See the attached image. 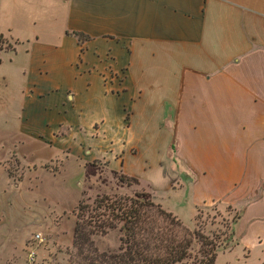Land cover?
<instances>
[{
	"label": "crops",
	"instance_id": "0c3cea01",
	"mask_svg": "<svg viewBox=\"0 0 264 264\" xmlns=\"http://www.w3.org/2000/svg\"><path fill=\"white\" fill-rule=\"evenodd\" d=\"M0 37L1 177L28 151L174 190L181 165L186 204L238 215L215 263L264 258V0H0Z\"/></svg>",
	"mask_w": 264,
	"mask_h": 264
},
{
	"label": "rangeland",
	"instance_id": "374dc122",
	"mask_svg": "<svg viewBox=\"0 0 264 264\" xmlns=\"http://www.w3.org/2000/svg\"><path fill=\"white\" fill-rule=\"evenodd\" d=\"M10 46L0 37V48ZM25 153L21 166L12 160L8 162L11 180L0 176V264H76L78 258L72 247L73 211L82 197L91 204L99 194L132 197L134 192L151 196L154 193L155 203L176 216L190 232L199 230L207 236L214 249H225L234 243L231 223L237 213L219 204L203 205L199 211L186 204L191 196L206 191L207 186L196 182L188 171L189 177H186L181 165L170 168L181 177V187L173 190L168 188L169 181L157 168L154 177L140 174V184L126 185L118 181V174H110L95 163L85 169L65 161L62 166H41L37 160H30V152ZM119 238L120 232L116 229L105 236H94L93 240L99 252H115L120 245ZM31 249L36 253L33 263L28 261ZM189 252L196 263L202 260L201 245L195 238ZM262 257L260 253L253 254L247 264H261L259 259L264 263ZM234 260V254L219 257L221 263H234Z\"/></svg>",
	"mask_w": 264,
	"mask_h": 264
},
{
	"label": "trees",
	"instance_id": "16d2710c",
	"mask_svg": "<svg viewBox=\"0 0 264 264\" xmlns=\"http://www.w3.org/2000/svg\"><path fill=\"white\" fill-rule=\"evenodd\" d=\"M73 35L80 41L87 38L79 32ZM117 178L121 184L139 183L123 174ZM73 216L76 264H216L218 247L214 249L199 230L190 232L146 192H134L132 197L99 194L91 204L82 197ZM116 229L120 232L117 251L99 252L93 237ZM194 238L201 245L203 257L197 263L189 252Z\"/></svg>",
	"mask_w": 264,
	"mask_h": 264
},
{
	"label": "built area",
	"instance_id": "2783aa9c",
	"mask_svg": "<svg viewBox=\"0 0 264 264\" xmlns=\"http://www.w3.org/2000/svg\"><path fill=\"white\" fill-rule=\"evenodd\" d=\"M36 238L42 242L43 239L39 236V235H36ZM35 257H36V253H35V250L34 249H31L29 252H28V261L33 263L35 261Z\"/></svg>",
	"mask_w": 264,
	"mask_h": 264
}]
</instances>
